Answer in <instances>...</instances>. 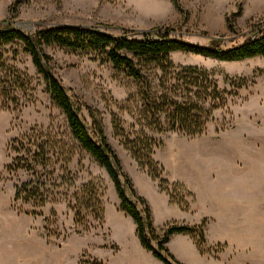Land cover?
Returning a JSON list of instances; mask_svg holds the SVG:
<instances>
[{
    "label": "rangeland",
    "instance_id": "1",
    "mask_svg": "<svg viewBox=\"0 0 264 264\" xmlns=\"http://www.w3.org/2000/svg\"><path fill=\"white\" fill-rule=\"evenodd\" d=\"M173 1L181 6L180 11ZM14 2L0 0V24L7 20L25 33L57 25L97 27L111 33L150 32L163 26L174 36L201 45L209 38L220 39L225 46L236 44L264 19V0H22L9 16ZM232 24L236 32L228 29ZM44 52L51 58L55 77L81 107L86 123L91 120L85 106L101 121L136 194L147 201L157 231L172 222H204L202 252L187 234L170 238L166 245L177 260L183 264H264V56L228 62L184 51L170 54L176 66H198L211 72L218 87L230 96L227 107L215 111L203 135H154L153 158L164 169L167 195L137 165L123 147V138L115 133V125L121 124L128 132L133 123L131 115L120 109L137 92L138 84L99 55L56 45L44 46ZM6 55L9 65L30 77L31 85L18 92L14 109L0 106V264H163L142 248L134 222L119 208L108 174L83 151L75 152L68 168L75 188L89 181L100 184L101 224L88 218V231L76 228L67 206L70 196L67 200L56 195L41 215L26 213L30 205L13 201L15 186L30 176L23 169L9 170L16 156L13 141L69 144L74 139L30 56L18 47ZM240 78L245 86L237 88L231 80Z\"/></svg>",
    "mask_w": 264,
    "mask_h": 264
},
{
    "label": "trees",
    "instance_id": "2",
    "mask_svg": "<svg viewBox=\"0 0 264 264\" xmlns=\"http://www.w3.org/2000/svg\"><path fill=\"white\" fill-rule=\"evenodd\" d=\"M21 2L15 0L10 5L9 16L16 13ZM173 5L181 10L178 2L173 1ZM228 29L236 32L234 24L228 25ZM241 37L240 42L228 46L222 45L223 41L217 38H209L206 45H201L184 41L163 26L150 32L123 30L111 33L97 27L57 25L25 33L7 20L3 21L0 24V106L14 109L19 102L18 92L28 90L31 85V79L24 71L7 63L6 53L18 47L30 56L34 68L43 76L50 99L64 114L74 139L69 144L48 140L13 141L16 156L9 170L23 169L30 174L27 180L15 186L13 201L30 205L31 209L26 213L41 215V209L56 195L67 200L70 196L67 206L73 211L76 228L88 231V218L101 224L104 209L100 184L89 181L75 188V178L68 168L75 152L80 150L108 174L119 199V208L134 222L143 249L163 264H183L166 244L173 235L187 234L202 252L204 222L197 225L172 222L157 231L147 201L136 194L120 159L107 141L101 121L85 106L91 120L90 124L86 123L80 114L81 107L72 102L52 72L51 58L44 52V46L56 45L74 52L99 55L113 69L138 84L137 92L124 100L120 109L131 115L133 123L128 132L121 124L115 125V133L123 138V147L137 165L152 181H158L161 192L169 195L167 181L162 177L164 169L153 158L157 146L154 135L165 132L191 137L203 135L208 123L214 119L215 111L225 109L230 96V92L218 87L211 72L198 66H176L170 54L184 51L228 62L264 56V19L253 24L249 33ZM231 82L237 88L245 86L242 78ZM57 171L62 174H56ZM58 189L62 191H55ZM176 203L186 211L181 201Z\"/></svg>",
    "mask_w": 264,
    "mask_h": 264
},
{
    "label": "crops",
    "instance_id": "3",
    "mask_svg": "<svg viewBox=\"0 0 264 264\" xmlns=\"http://www.w3.org/2000/svg\"><path fill=\"white\" fill-rule=\"evenodd\" d=\"M177 235H180V234H177ZM173 236H174V235H173ZM171 237H172V236H171ZM171 237H170V238H171ZM169 242H170V240H169ZM169 242H168V244H169Z\"/></svg>",
    "mask_w": 264,
    "mask_h": 264
}]
</instances>
